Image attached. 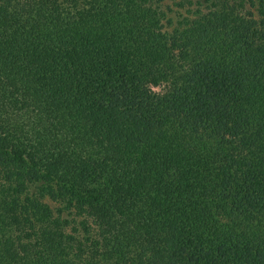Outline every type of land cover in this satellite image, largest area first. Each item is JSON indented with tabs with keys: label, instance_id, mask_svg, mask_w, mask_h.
<instances>
[{
	"label": "trees",
	"instance_id": "1",
	"mask_svg": "<svg viewBox=\"0 0 264 264\" xmlns=\"http://www.w3.org/2000/svg\"><path fill=\"white\" fill-rule=\"evenodd\" d=\"M0 264H264V0H0Z\"/></svg>",
	"mask_w": 264,
	"mask_h": 264
}]
</instances>
